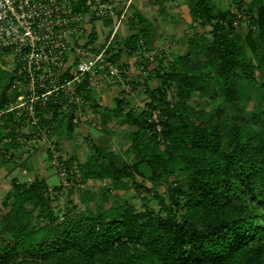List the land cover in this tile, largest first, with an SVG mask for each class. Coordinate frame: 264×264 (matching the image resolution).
<instances>
[{
    "label": "trees",
    "instance_id": "1",
    "mask_svg": "<svg viewBox=\"0 0 264 264\" xmlns=\"http://www.w3.org/2000/svg\"><path fill=\"white\" fill-rule=\"evenodd\" d=\"M187 1L190 19L210 30L195 32L165 72L176 101L162 102L154 120L147 110L135 113L125 98L129 91L121 89L105 110L104 117L133 127L132 162L117 166L101 146L83 161L74 154L57 157L76 189L89 179L118 183L130 177L137 189L151 193L157 210L135 211L125 200L106 203L85 196L81 209L70 200L58 214L45 176L13 180L12 199L0 204L8 207L0 211V264H264V0H239L235 11L218 9L211 0ZM241 16L249 24L244 35L235 24ZM153 41L144 25L118 42L114 58L123 49L138 53L143 44L149 51ZM158 53L151 72L159 68ZM140 64L147 73L138 76L145 81L150 63L144 57ZM13 79L0 61V110L16 100L10 92ZM146 91L152 99L157 96ZM193 94L207 101L198 105ZM77 109L39 108L35 125L48 137H72ZM11 122L20 123L10 111L4 123ZM47 153L51 160L48 148ZM22 165L32 172L28 157ZM55 169L59 173L58 165ZM176 170L186 172L185 186L170 188L167 199L135 179L156 181Z\"/></svg>",
    "mask_w": 264,
    "mask_h": 264
},
{
    "label": "rangeland",
    "instance_id": "2",
    "mask_svg": "<svg viewBox=\"0 0 264 264\" xmlns=\"http://www.w3.org/2000/svg\"><path fill=\"white\" fill-rule=\"evenodd\" d=\"M238 1L239 0H211L216 8L231 11H235ZM187 4V0H180V9L178 11L179 19H177L176 14L172 12L161 13L157 11L150 15L149 20L153 23V29L156 34L151 47L155 50L159 49V60L157 62L159 68L151 72L150 69L154 67V64L148 65L150 72H148L147 75L149 77L145 81H143L144 77L138 76L140 74L138 72L142 69L141 64L138 65V59H144V53L147 52L146 48H148V45L143 44L138 50L137 62L134 64V71H132L137 74L135 78H133L134 81H130L132 72L130 73L127 71L121 73L119 90L117 88L113 93L111 91L107 94L105 93L106 95H102L103 91L97 89L96 86H98V88L104 84L112 86L116 83V78L105 77L94 84V87H92L93 89H91V95L87 98V100L90 101L86 105V109H88L87 117H90L91 114H94V117H90L91 119L86 117V119L83 120L82 126H84V131L77 132L74 137L62 136L59 132V137H55L56 134L48 137L45 129L44 133L41 132V129L38 131L39 135L35 133L34 136L31 137L32 140L27 138L23 140L22 138L18 139V136H16L17 132H14V129L18 127L16 122L0 123V204L2 199H12L11 186L13 180L21 183L30 181L34 177L45 175L49 185L51 205L54 212L58 214H62L66 210L70 200L81 209L83 206L81 201L85 196H88V200L91 198L96 201L101 199L106 203L113 200H125L135 211H144L148 209L157 210V202L151 197V193L142 190V188L137 189L130 177H124L118 183H112L109 179H89L81 186L82 190L76 189V186L72 184L76 182L75 180L72 183L68 182V184L60 190L53 188L60 182V174H58L55 169L53 158L51 160L48 159L47 148L50 149L52 154L57 155V157L62 153L65 157L74 154L78 162L85 160L86 157L93 152L95 146H101L104 150L110 152V156L117 166L130 164L132 162L133 157L132 153L128 151V145L130 143L129 133L132 131L133 127L128 124H118L116 118L104 117L105 110H109L114 106V99L120 96V88L122 89L125 87L127 83L129 92L125 98L129 107H131L135 113L141 112L142 110L151 112V118L154 120L158 119L162 102L173 104L176 101L177 95L175 94L174 83L169 80H164V76L166 77L165 72L171 70L170 63L174 55L185 51L187 41L195 32L203 31L208 33L210 30L209 25H202L199 21L190 19ZM163 8L168 10L169 7L164 6ZM100 21L101 20H97L95 23L97 36L93 42L96 47L93 49L94 51H98L103 47L110 30V27L107 25L104 26L102 30H99L98 25H101ZM139 22L140 26H144L146 23L143 19L139 20ZM235 24L242 35L246 34L249 29V24L245 17L241 16L240 20H237ZM160 26L162 28H160ZM115 38H119V35ZM161 50L164 53H161ZM127 55L128 51L123 49L122 58H127ZM11 57L9 52H0V61L4 62L5 67H9L7 65L8 63L9 65L11 64ZM127 62L128 60H126V65ZM124 67L126 68V66ZM128 68L129 64L127 65V69ZM146 87L150 90H155L157 94L155 99L149 96ZM13 93L17 94L16 91ZM102 99L110 102V105H108V103L98 104L97 101ZM191 99L198 105L207 101L205 97H200L196 94H193ZM150 103H155L156 107L151 108ZM25 125L31 127L32 125L36 126L29 121ZM158 129L159 126H157V130ZM9 136L14 138L13 144H10ZM54 139L56 140L55 147L53 144ZM21 142H24L23 145H25V148H32L33 154L38 156L37 163L39 168H36L35 172L29 173L27 171L24 173L22 170L24 169L22 162L27 156L20 151L24 148L23 145L21 146ZM28 160L31 162V158H28ZM135 179L146 187L154 186L155 191L165 196V199H167V192L170 191V188H182L185 186L186 172L176 170L156 181L142 179L140 176H136ZM7 208V206L0 205V211H6ZM36 214L37 211L34 212V223H36Z\"/></svg>",
    "mask_w": 264,
    "mask_h": 264
},
{
    "label": "built area",
    "instance_id": "3",
    "mask_svg": "<svg viewBox=\"0 0 264 264\" xmlns=\"http://www.w3.org/2000/svg\"><path fill=\"white\" fill-rule=\"evenodd\" d=\"M130 2L126 0L120 8L114 0H0V52L12 56L7 64L14 76L10 92H17L15 102L3 112L13 111L19 120L36 124L39 108L86 106V84L105 77L120 80L128 69L120 58H114L119 49L115 34ZM88 18L114 22L97 52L78 45L87 33ZM155 53V49L145 53L150 65ZM140 73L147 71L141 69ZM72 121L77 122L76 111ZM56 158L53 154L60 184L65 187L63 161Z\"/></svg>",
    "mask_w": 264,
    "mask_h": 264
},
{
    "label": "crops",
    "instance_id": "4",
    "mask_svg": "<svg viewBox=\"0 0 264 264\" xmlns=\"http://www.w3.org/2000/svg\"><path fill=\"white\" fill-rule=\"evenodd\" d=\"M114 1L118 4V6H120V8H122L126 2V0H114ZM164 6L169 7L168 10H166V8H163ZM179 9H180V0H173V1H171V0H131L130 4L127 6V9H126V12L124 15V19L122 20L121 25L117 29V32L115 34V37H117L119 35V38H117V39L115 38V42H116L117 46L119 44L118 42H120V40L122 38L136 32L139 28L142 27V26H140V22H139V20H141V19H144V21L146 22L145 26H148L149 28H151L153 37L155 38L156 34H155L154 29H153L154 25H152L153 23L150 22V20H149L150 15H152L153 12H157V11L158 12L160 11L161 13L172 12L173 14H176V18L179 19V14H178ZM97 20H101L100 21L101 25H98L99 30H102V28L107 25L110 27V30H109V34H110L112 27H113V23H114L112 19H109V18H104V19L88 18L87 19V28H88L87 33H86L85 37H82L78 41L79 42L78 45H80L82 47L84 46L85 48H86V46L90 47V49L92 51H94L93 49H95L96 47L94 46L93 42L97 36V32H96V28H95V23L97 22ZM159 22H161V21H159ZM160 28H162V27L160 26ZM90 38H91V41H89ZM94 52H97V51H94ZM122 53H123V50H120L119 51V58L123 61L126 68H127V65L129 64L128 72L131 73L132 71H134V67H135L134 64L137 62L138 53H130V54L128 53L127 58L126 57L122 58ZM144 57H145V53H144ZM126 60H128L127 65H126ZM138 73H140V71ZM136 75L137 74L132 72L130 75L132 77L131 79L135 78ZM139 75H141V73ZM127 84H125V87H123L122 89L129 91V89L127 88V86H128ZM119 86H120L119 80L116 79V83L113 84L112 86H107L104 84L103 86H99V88H98V86H96V88L99 89L100 91H103L102 95H106L110 91L112 93H113V91H116V89ZM86 87H87V89H86L87 95L88 94L91 95V92H92L91 89H93L92 87H94V84H88V85L86 84ZM118 90H119V88H118ZM120 90H121V88H120ZM116 93H115V96H116ZM97 103L98 104H107L108 103V105H110L109 104L110 102L105 101V99L98 100ZM63 106H65V105H63ZM76 112H77V121L78 122L76 123V125L73 129L72 137L76 136L77 132L84 131V126H82V125H83V120H85L87 117L88 109H86V106H83V107L78 108L76 110ZM6 114L7 113L3 112V109L0 110V123H3L5 121ZM47 117H48V115H47ZM90 117L93 118L94 114H91ZM90 117L88 116L87 118L91 119ZM15 118L17 120H19L16 116H15ZM13 120H15L14 115H13ZM19 122L20 123L17 124L18 127L16 129H14V132L15 133L17 132L16 136H18L17 137L18 139H21V138L23 140L26 138L31 139V137H33L35 133L38 134V131L41 130V129L37 128L36 126L33 127V125H32V127L29 125H25V124H27V122L22 120V119L19 120ZM41 132L44 133V129H42ZM23 143L24 142H21V146L23 145ZM23 147L24 148H22L20 151H22V153H25L28 158H31L30 163L32 166V172H35L36 168H39L38 163H37L38 156L33 154L32 148H25V145H23ZM22 170L24 173L27 172L25 170V168Z\"/></svg>",
    "mask_w": 264,
    "mask_h": 264
}]
</instances>
